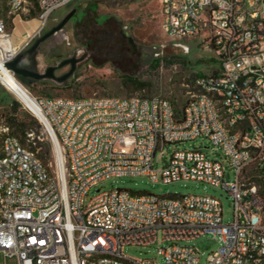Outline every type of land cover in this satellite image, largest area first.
<instances>
[{
	"label": "built area",
	"instance_id": "2783aa9c",
	"mask_svg": "<svg viewBox=\"0 0 264 264\" xmlns=\"http://www.w3.org/2000/svg\"><path fill=\"white\" fill-rule=\"evenodd\" d=\"M74 1L4 0L0 70ZM160 10L163 33L178 42L199 40L216 56L217 72L195 81L181 111L159 97L34 98L52 131L36 117L58 172L2 127L0 264H158L125 252L156 245L165 264H199L197 248L181 243L204 236L218 243L207 264H264V0H162ZM25 16H32L29 24L38 18L39 27L32 39L15 44L16 21ZM197 139L222 150L224 159L199 148L166 156L170 145ZM136 176L223 188L234 220L225 223L221 201L209 195L118 188L99 189L88 201L102 182Z\"/></svg>",
	"mask_w": 264,
	"mask_h": 264
},
{
	"label": "rangeland",
	"instance_id": "374dc122",
	"mask_svg": "<svg viewBox=\"0 0 264 264\" xmlns=\"http://www.w3.org/2000/svg\"><path fill=\"white\" fill-rule=\"evenodd\" d=\"M161 1L75 0L72 5L56 12L40 35L58 24L68 12L74 9L76 3L85 7L88 3L95 2L98 3V15L109 16L114 19L110 23V27L114 31L111 30L112 34L109 36L106 34L102 41L103 49L88 48V42H94L92 37L95 30L91 27L79 28L72 21L63 32L56 35L58 37L57 43L52 41L44 45L39 55V68L44 70L47 66L57 65L63 59L70 58L75 54L80 57L87 53V59L77 66L74 76L64 84L44 80L26 85L19 79L20 82L15 79L33 99L66 98L78 100L107 96L120 98L159 97L170 100L177 111H181L194 93L195 81L199 77L214 75L217 72V58L212 51L204 48L197 39L178 42L163 33ZM4 10V0H0V17H5ZM31 18L32 16H25L22 21H16L21 33L14 30V24L10 23V29L14 30V39L19 38L18 44L26 43L36 34L39 27L38 18H34L35 20L33 19L31 24L26 23L27 19L31 20ZM130 38L135 42L134 47L130 44ZM69 68L62 69L57 75L67 72ZM128 77L138 80L139 83L145 85V88L135 91L133 87L127 86L125 82ZM3 91L6 92V90ZM10 96L19 103L18 113L21 118L26 114L35 117L14 95L10 94ZM10 116H12V110L5 105L0 106V145L3 139L1 129L6 126L5 120ZM35 119L40 126L33 127L34 130L28 132V140L25 144H32L33 147L37 148L39 154L50 151L49 159L43 160V162L53 174H56L58 163L53 145L43 125L36 117ZM12 132L15 133L14 129ZM193 148L203 149L211 158L224 159L222 150L215 153L213 151L214 146L202 139L170 145L166 149V156L169 152L177 149ZM162 164L163 162L160 160L159 163L158 159L156 166ZM118 188L130 190L135 194L214 196L222 203L225 223H231L234 220L233 200L225 189L194 181L164 184L161 181L153 183L148 177L143 176L112 178L91 189L88 201L95 196L99 189L108 191ZM181 244L192 245L197 248L200 255L199 264H207L209 254L218 248V243L211 236H204L189 243ZM125 252L130 257L149 258L156 260L158 264H165L164 258L158 255L157 245L152 247L128 246Z\"/></svg>",
	"mask_w": 264,
	"mask_h": 264
},
{
	"label": "water",
	"instance_id": "95a60500",
	"mask_svg": "<svg viewBox=\"0 0 264 264\" xmlns=\"http://www.w3.org/2000/svg\"><path fill=\"white\" fill-rule=\"evenodd\" d=\"M77 14V9L68 12L58 24L51 27L41 36L34 39L33 43L25 48L13 61L7 63L6 68L10 70L17 79L23 84L31 85L40 81L50 80L57 84L66 83L71 77L74 76L77 66L85 61L88 57L84 53L80 57L75 54L70 58L63 59L57 65L47 66L44 70L39 68V55L45 44L51 43L54 37L65 30L66 26L72 21ZM130 44L134 47L135 42L132 38L129 39ZM31 63V66L29 65ZM70 67L69 70L61 75L57 72ZM1 89V85H0Z\"/></svg>",
	"mask_w": 264,
	"mask_h": 264
},
{
	"label": "trees",
	"instance_id": "16d2710c",
	"mask_svg": "<svg viewBox=\"0 0 264 264\" xmlns=\"http://www.w3.org/2000/svg\"><path fill=\"white\" fill-rule=\"evenodd\" d=\"M131 1V0H129ZM135 1V0H132ZM79 2V1H78ZM73 4V3H72ZM71 4V5H72ZM98 3L90 2L85 7H82L80 3H76L74 9H77V14L72 19L77 27H91L95 30L93 35V43L88 42L87 47H97V50L103 49V43L106 34L109 36L112 34L113 28L111 29L110 23L114 21L112 17L101 16L97 14ZM36 17V15H34ZM71 21V22H72ZM112 30V31H111ZM121 42V41H120ZM123 45V44H122ZM126 85L133 87L135 91H139L145 88L144 84L139 83L138 80L128 77L126 79ZM4 90V89H2ZM6 97V102L0 106H7L12 110V116L6 118V126L14 129V134L20 138L23 144L28 140L27 134L33 131V127H39L38 121L32 115L26 114L21 118L19 112V103L13 100L8 92H4ZM38 136H40L38 134ZM31 147L32 144H30ZM36 148V147H35ZM50 156V151L40 154L42 160H48Z\"/></svg>",
	"mask_w": 264,
	"mask_h": 264
},
{
	"label": "bare ground",
	"instance_id": "6f19581e",
	"mask_svg": "<svg viewBox=\"0 0 264 264\" xmlns=\"http://www.w3.org/2000/svg\"><path fill=\"white\" fill-rule=\"evenodd\" d=\"M36 23V22H35ZM34 26V25H33ZM54 43L58 42V37L55 36L53 39ZM0 80L10 89L13 95L26 107L29 111L42 122H44L49 130L51 131L50 125L44 118L40 108L38 107L35 100L24 90L21 84L14 78L13 74L2 67L0 70ZM52 132V131H51ZM59 164L61 170H63L62 158L60 155V150L58 149Z\"/></svg>",
	"mask_w": 264,
	"mask_h": 264
},
{
	"label": "flooded vegetation",
	"instance_id": "af4514ba",
	"mask_svg": "<svg viewBox=\"0 0 264 264\" xmlns=\"http://www.w3.org/2000/svg\"><path fill=\"white\" fill-rule=\"evenodd\" d=\"M29 65L31 66V63H29ZM58 73L59 71L57 72V74ZM5 102H6V97H5L4 91L0 89V105L4 104Z\"/></svg>",
	"mask_w": 264,
	"mask_h": 264
},
{
	"label": "crops",
	"instance_id": "0c3cea01",
	"mask_svg": "<svg viewBox=\"0 0 264 264\" xmlns=\"http://www.w3.org/2000/svg\"><path fill=\"white\" fill-rule=\"evenodd\" d=\"M18 40H19L18 37H17L16 39H14L15 44H18ZM14 78H15V77H14Z\"/></svg>",
	"mask_w": 264,
	"mask_h": 264
}]
</instances>
